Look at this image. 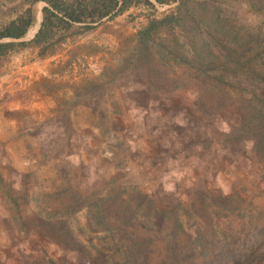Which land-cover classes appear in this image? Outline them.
Masks as SVG:
<instances>
[{"label":"rangeland","instance_id":"obj_1","mask_svg":"<svg viewBox=\"0 0 264 264\" xmlns=\"http://www.w3.org/2000/svg\"><path fill=\"white\" fill-rule=\"evenodd\" d=\"M150 1L93 28L74 23L41 46L0 59V264H98V248L116 240L92 215L93 200L105 196L133 203L139 192L158 210L176 200L201 209L211 223L198 217L202 231L213 244L232 219L238 235L246 220L264 219L262 163L251 140L229 133L239 124L235 106L214 111L213 82L199 79L192 65L171 57L140 64L137 32L179 3ZM215 1L238 27L262 17L242 0ZM44 5H34L36 22L20 40L33 38ZM26 6L0 0V23ZM176 34L185 40L177 27L168 35ZM208 199L240 207L219 215L204 206ZM59 220L64 225L54 229ZM190 224L197 225L192 218Z\"/></svg>","mask_w":264,"mask_h":264},{"label":"trees","instance_id":"obj_2","mask_svg":"<svg viewBox=\"0 0 264 264\" xmlns=\"http://www.w3.org/2000/svg\"><path fill=\"white\" fill-rule=\"evenodd\" d=\"M38 1L46 4L42 7L40 26L33 38L20 40L36 22L34 5ZM137 1L21 0L27 6L11 20L0 23V59L20 48L41 46L74 23L93 28L103 19H114ZM142 1L153 5L150 0ZM242 2L262 15L259 23L236 26L233 14L215 0H179L174 12L149 19L137 32V57L140 64L155 59L168 63L171 57L179 65H192L203 82L212 80L210 91L217 98L212 109H222L225 104L235 106L239 124L229 133L234 140L252 141V150L262 163L264 175V0ZM175 27L185 40L181 41L177 34L168 35ZM162 29L167 33L164 39L157 36ZM136 194L133 203L120 196L93 200L96 210L92 215L98 216L105 235L110 240L116 239L107 247L98 248V264H264V219L261 217L256 222L246 220V225L239 227V235L230 227V222L235 220H230V228L222 229L220 236L213 235L219 243L213 244L203 233L205 225L211 223L201 209L190 210L176 200L170 208L158 210L154 202L142 197L144 194ZM225 200L208 199L204 206L219 215L239 209L240 205L234 202L228 205ZM155 215L161 221L158 226L152 219ZM198 217H203L206 224L201 225ZM190 218L197 223L193 230ZM61 223L64 225L65 220L55 222L52 227L58 230ZM137 226L152 235H142ZM246 228L249 229L246 231ZM42 233L47 235L43 230ZM64 233L66 241L69 233ZM56 234L59 238L60 233Z\"/></svg>","mask_w":264,"mask_h":264},{"label":"crops","instance_id":"obj_3","mask_svg":"<svg viewBox=\"0 0 264 264\" xmlns=\"http://www.w3.org/2000/svg\"><path fill=\"white\" fill-rule=\"evenodd\" d=\"M7 108H9V107H7ZM5 110H7V109H5ZM10 114H13V111H11V112H9ZM6 115H7V112H6ZM11 117H13V116H11Z\"/></svg>","mask_w":264,"mask_h":264},{"label":"water","instance_id":"obj_4","mask_svg":"<svg viewBox=\"0 0 264 264\" xmlns=\"http://www.w3.org/2000/svg\"><path fill=\"white\" fill-rule=\"evenodd\" d=\"M40 23V22H39ZM40 25V24H39Z\"/></svg>","mask_w":264,"mask_h":264}]
</instances>
